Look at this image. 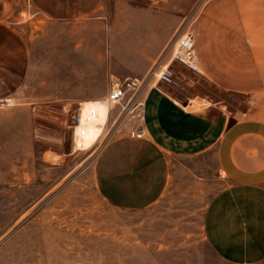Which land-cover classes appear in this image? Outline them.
Here are the masks:
<instances>
[{
    "label": "rangeland",
    "instance_id": "374dc122",
    "mask_svg": "<svg viewBox=\"0 0 264 264\" xmlns=\"http://www.w3.org/2000/svg\"><path fill=\"white\" fill-rule=\"evenodd\" d=\"M168 1L0 0V26L31 47L22 85L0 101V264H223L204 240L203 214L224 181L177 180L160 208L123 211L93 181L103 145L126 132L119 109L93 147L75 149L80 103L103 101L120 67L150 68L158 51L167 60L191 33L195 0L180 17ZM172 67L177 85L164 88L174 98L244 108L245 98Z\"/></svg>",
    "mask_w": 264,
    "mask_h": 264
},
{
    "label": "crops",
    "instance_id": "0c3cea01",
    "mask_svg": "<svg viewBox=\"0 0 264 264\" xmlns=\"http://www.w3.org/2000/svg\"><path fill=\"white\" fill-rule=\"evenodd\" d=\"M192 4L168 1L177 16ZM194 12L196 75L245 98L244 108L201 99L195 109V100L182 102L161 84L147 87L146 138L130 139L124 132L108 140L95 162L94 185L112 207L141 212L160 208L177 180L197 189L222 180L205 205L204 240L223 264H264V0H195ZM28 51V41L0 26V101L22 85ZM158 54L150 68L124 64L128 71L120 67L109 78L144 77L166 61Z\"/></svg>",
    "mask_w": 264,
    "mask_h": 264
},
{
    "label": "built area",
    "instance_id": "2783aa9c",
    "mask_svg": "<svg viewBox=\"0 0 264 264\" xmlns=\"http://www.w3.org/2000/svg\"><path fill=\"white\" fill-rule=\"evenodd\" d=\"M163 60V59H162ZM161 63V62H160ZM153 66L144 77L109 78L106 104L118 108V118L129 120L126 134L130 139H145L143 126V94L145 89L159 84L163 86L177 85L178 79L173 65L192 73L199 72V66L194 51L190 32L182 33L176 40L168 59L161 65Z\"/></svg>",
    "mask_w": 264,
    "mask_h": 264
},
{
    "label": "bare ground",
    "instance_id": "6f19581e",
    "mask_svg": "<svg viewBox=\"0 0 264 264\" xmlns=\"http://www.w3.org/2000/svg\"><path fill=\"white\" fill-rule=\"evenodd\" d=\"M112 107L105 101H85L80 103L78 123L74 129L75 149L85 151L99 140Z\"/></svg>",
    "mask_w": 264,
    "mask_h": 264
}]
</instances>
